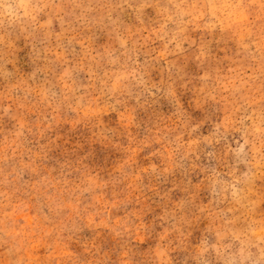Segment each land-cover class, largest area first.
<instances>
[{
    "label": "rangeland",
    "instance_id": "rangeland-1",
    "mask_svg": "<svg viewBox=\"0 0 264 264\" xmlns=\"http://www.w3.org/2000/svg\"><path fill=\"white\" fill-rule=\"evenodd\" d=\"M0 264H264V0H0Z\"/></svg>",
    "mask_w": 264,
    "mask_h": 264
}]
</instances>
